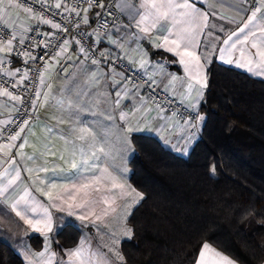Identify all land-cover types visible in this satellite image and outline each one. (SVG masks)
<instances>
[{
  "label": "crops",
  "instance_id": "obj_1",
  "mask_svg": "<svg viewBox=\"0 0 264 264\" xmlns=\"http://www.w3.org/2000/svg\"><path fill=\"white\" fill-rule=\"evenodd\" d=\"M56 2L57 0H46L51 6ZM124 2L125 0H114L119 18L104 34L96 30V18L87 14L88 23L83 24V28L91 36L98 51L119 56L133 68L142 70L157 88L190 109L198 111L207 86L200 89L202 95L198 96L196 89L199 85L196 84L194 66H189L191 71H186L185 65L180 62V56L175 54L177 51H183V46L177 50L170 42L165 44L163 37L168 35L166 31L152 29L148 33L142 32L136 26L139 15H135L133 11L142 12L141 0H127L131 7L122 8ZM191 2L198 10L208 15V27L202 32L197 31L193 44V50L201 57L203 65L201 74L206 77V84L208 69L213 61L264 81V68L259 67L260 58L255 55L256 49H251L250 44L242 58L244 66L227 62L230 58L241 59L239 46L237 50L231 52H220L221 47H230L223 44L224 39L232 31L243 27L244 22L251 16L247 12L246 0H191ZM262 4L264 0H259V7ZM64 7L62 4L60 9L64 10ZM180 11L182 10H177L178 13ZM257 17H264V7H261ZM176 19L181 23L175 24L170 39L176 38L177 31L190 27L187 18L177 15ZM230 19H234L236 23L229 22ZM0 23L10 36L13 28L17 33L24 35V29L30 30L34 25H41L48 33L52 31V27L41 23L38 16L24 13L16 7H8V0H3ZM173 23L168 22L164 26L166 29L171 28ZM260 27H264V21H259L258 27L253 29L258 36ZM217 35L221 36L219 40L216 38ZM168 48L173 50L169 51ZM248 49H251L250 52ZM8 58L9 55L5 57ZM248 58H252L253 61L252 71L247 65ZM16 65L10 71H15ZM29 68L30 66L26 65L23 72ZM23 72L11 78L17 80ZM116 81L120 83L117 84ZM190 84L193 85L191 91ZM125 88L127 92L124 91ZM38 91L42 95L36 106H33L32 120L10 153L15 163H8L7 158L0 154V189H3L19 172L16 183L7 192H0V242L10 246L23 264H121L119 244L131 238L126 234L127 229H130L126 221L142 199L134 203V194L121 199L120 189L108 192L107 188L111 186L109 181H104L106 188L92 194L91 199L94 203L88 204L87 207L70 209L67 203L55 199L57 194L64 193L65 188L71 192L73 184L78 185L82 182V176L93 175L92 172L77 173L71 169L73 159L80 157L78 154L73 157L72 146L66 145L64 138L72 140L77 145V152L81 147L89 154L96 151L100 159L95 161L97 165L95 175L100 174V169L106 168L108 173L117 177L129 190L134 189L129 182L128 166L134 153L132 135L152 136L175 154L179 155V152H182L184 154L180 155L182 157L188 154L197 138L190 134V124L187 120H177L166 114L153 105L141 89L124 84L117 73L88 62L84 54L72 43L68 44L67 52L48 64L44 81ZM117 92H121L119 105L116 104ZM44 93L49 94L48 103L41 107L45 100ZM76 97H79L82 107L78 108L77 115L70 116L66 111L67 103L69 99ZM61 98L65 100L63 108L56 104ZM14 111L15 102L0 96V132L6 125L4 121L8 120ZM122 115L124 119H121ZM129 127H134L135 130L128 132ZM47 128H51L52 132H47ZM80 128H88L91 133L87 143L77 139ZM24 138L28 139L29 144L22 150L24 153L22 157L17 155V152ZM89 145L92 147L89 148ZM101 148L103 153L99 151ZM27 156H34L35 160L28 161ZM39 168L46 171H36ZM28 169L33 171L29 172ZM49 191L52 192L53 199L45 195ZM21 197H24V200L16 205V211H20L27 219L35 222L43 219L44 210L47 209L52 218V231H36L16 215L13 204ZM105 197L114 198L115 204L105 203ZM63 199H68L67 194L63 195ZM112 207L115 208L114 212L109 210ZM106 210L108 215H104ZM81 216L87 218L80 219ZM67 225H73L79 230V241L73 248L60 249L56 243V234ZM30 236H39L41 239L42 245L39 250H34L29 244ZM204 244L201 245L194 264H197ZM210 247L218 251L213 246ZM76 249H79V252L75 256H69V252ZM115 250H118L119 256ZM40 253L43 255H39ZM233 264L238 263L233 261Z\"/></svg>",
  "mask_w": 264,
  "mask_h": 264
},
{
  "label": "trees",
  "instance_id": "obj_2",
  "mask_svg": "<svg viewBox=\"0 0 264 264\" xmlns=\"http://www.w3.org/2000/svg\"><path fill=\"white\" fill-rule=\"evenodd\" d=\"M200 137L185 157L131 136L129 182L142 200L127 218L121 264H194L208 243L238 264H264V81L213 61L199 107ZM73 225L56 234L78 244ZM34 250L39 236H30ZM0 264H23L0 242Z\"/></svg>",
  "mask_w": 264,
  "mask_h": 264
},
{
  "label": "snow or ice",
  "instance_id": "obj_3",
  "mask_svg": "<svg viewBox=\"0 0 264 264\" xmlns=\"http://www.w3.org/2000/svg\"><path fill=\"white\" fill-rule=\"evenodd\" d=\"M42 3L46 2V0H41ZM88 7L80 9L79 7H71V6H65L64 10L68 12H74L76 15H80V12L83 11L85 13L84 17L82 18L83 23H88L87 13L89 10L94 6L93 0H87ZM3 7V0H0V9ZM8 7H16L18 9H21L24 13L27 14H33V9L30 6H26L23 2H17V0H8ZM55 8L60 9L62 7L61 0H57V2L54 5ZM103 7V5H101ZM124 7H131L127 0L122 5V8ZM261 7H264V4L261 5ZM261 7H256L255 10L252 12L251 16L247 19V21L244 22L243 27H239L238 30L232 31L226 39H224L223 44L225 46H230L229 48L221 47L220 52L225 53L226 51L231 52L234 50H237L239 46V50L241 52V59L232 60L231 58L227 61L229 63L235 62L238 66H244L242 63V58L245 56V49L250 44L251 49H256L255 55L260 58V65L259 67L264 68V27L259 28L260 35H257L256 31H253V29L258 27L259 21H264V17H257V13L261 12ZM140 9H142V12H136L135 15H139V19L136 21V26L140 28L142 32L148 33L152 29H157L161 32H167L168 35H165L163 37L165 44L171 43L175 46V49L179 50L183 46V51H177L175 54L180 56V62L181 64H184L186 67V71H191L189 66H194L195 68V79L196 84L199 85V88L196 89L197 95H202V92L200 89H203L207 86L206 84V77H204L201 74V69L203 68V65L201 64V57L197 55V53L193 50V44L195 41V36L197 31L202 32L204 28L208 27V15L204 12H201L198 10L195 5L191 2V0H141L140 3ZM180 9L179 13L177 10ZM177 15L181 16L182 18H187V22L190 25V27L181 29L180 31H177L175 33V39H170V37L173 35V29L175 28V24L181 23L180 20H177ZM135 18V16H133ZM223 18V17H221ZM40 19V22L43 24L50 25L53 29H60L63 31H66L67 29H62L61 25L59 23H53L51 20L48 19H42V17H38ZM168 22H174L173 27L171 28H165V24ZM231 23H236L234 19H230ZM214 27V26H213ZM28 31L27 28L24 29V32L26 33ZM221 31H223V28H221ZM47 36H52V33L46 34ZM235 38V39H234ZM18 39L19 45H23L25 42V36L17 33L15 29L13 28V32L10 39H7L6 41L3 40L2 37H0V65L10 63L9 60L5 59L6 56L15 54L17 56H23L25 58V64H27L28 60L35 61L37 58L33 56L30 52L23 50L21 48H18L14 46V41ZM44 47L48 46V42L42 41L41 42ZM79 43V41H77ZM68 44L69 42L67 40L64 41L63 45L60 48V51L56 53V57L53 59L59 58L63 53L67 52L68 50ZM158 46H164V45H158ZM251 49H248L250 52ZM167 50L172 51V48H168ZM80 53L84 54L87 58L88 53L86 52L85 48L81 47L79 49ZM47 55V54H46ZM103 55V53H102ZM40 59H44L43 57H40ZM93 64H98V60H93ZM253 61L252 58L247 59V65L249 66V70L252 71V65ZM45 66L47 68V61H45ZM143 66V65H142ZM20 69H16L15 71H10L7 68L0 69V74L7 76V77H16L17 74L20 73ZM29 77L28 71H24L22 74H20V78L15 81V83H12V88H18L19 86H22L24 81H26ZM41 83L44 81V72L40 73ZM125 78L121 76V80H124ZM117 84L120 83V81H116ZM50 87V86H49ZM193 90V85H189V91ZM125 92H127V88L124 89ZM41 93L37 90L36 91V99L32 100L31 103L33 106H36L37 101L41 97ZM45 97L44 102L40 105L41 107L44 106V104L48 103V93L43 94ZM118 99L116 101V104H120L121 92L116 93ZM0 96L7 97L9 100L16 102L17 104H22L23 100L20 95L14 94L12 91H9V89L6 86L0 85ZM65 100L64 98H61L60 100L56 101V104L58 107L63 108L64 107ZM82 107V105L79 102V97H76L74 99H69L67 103V109L70 116H74L78 114V108ZM17 113L21 116L27 115V113L20 112L19 109L16 110ZM31 117L28 116V118L22 119L19 124H17V127L19 128V131H16L15 134H9L7 137L8 143L0 144V154L5 156L7 158V162L10 164H14L13 158L10 156V153L12 149L15 147V142L18 139H21V134L25 132L26 127L30 124ZM121 119H124V116H121ZM5 124L15 123L14 120H6L4 121ZM187 123V122H185ZM134 127H129L127 129L128 132L134 131ZM47 132L51 133L52 129L47 128ZM75 132L76 130L73 129ZM79 135L77 136V139L87 143V138L91 133L89 132L88 128H80ZM2 135V133H0ZM65 143L70 144L72 146V155L73 157L79 155V159H73L71 163V169L75 170L77 173H80L82 171L85 172H92L93 175L91 177L88 176H82L81 181L78 185L73 184L72 190L69 192L68 188L64 189L63 194H57L55 199L62 200L63 203H67L68 207L70 209L72 208H83L87 207L88 204L94 203V201L91 199L92 194L94 192L98 193L101 191V189L106 188L104 181L110 182V188H107L108 192H111L112 189H120V198L122 199L124 196L132 195L134 194V203L138 202L139 199H142L143 196L140 192H137L135 189H128L124 184L120 183L117 177L111 175L108 173V170L106 168L100 169V174L95 175V171L97 169V165L95 164V161L100 159V156L97 155L96 151H91L90 154L87 150H85L83 147L79 149V152H77V145L70 139L64 138ZM29 144V141L27 138H24V142L19 145V151L17 152V155L24 156L23 149L25 146ZM47 147V146H46ZM92 146L89 145V148ZM101 153H103V149H99ZM63 159V156L61 157ZM26 159L28 161H34V156H27ZM90 161L92 163H90ZM7 171V170H6ZM29 172H32L33 169H28ZM36 171H46L44 168H39ZM39 178V177H37ZM19 179V172H17V175L10 179L8 181V184L3 188L0 189V192H7L8 189L16 183V181ZM43 182V181H41ZM52 187L54 188L55 185L53 184ZM67 194L68 199L64 200L63 195ZM49 197V199H53L52 192L49 191L48 193H45ZM21 200H24V197H21L20 200L16 201L15 204H13V210L16 211V205L20 203ZM69 201H72V203H69ZM104 202L110 205L115 204V199L110 197H105ZM54 206H56L54 204ZM62 210V209H61ZM110 211L114 212L115 208L112 207L109 209ZM35 211V210H33ZM16 215L20 216L21 219L25 220V223L31 225L33 229L36 231H52V218L51 215L48 214L47 209L44 210V217L42 220H36L35 222L31 219H27L25 216L22 215L20 211H16ZM104 215H108V210L104 212ZM87 217L81 216L80 219H86ZM99 218V217H98ZM128 236H131L132 230L127 229ZM116 254L119 256L118 250H115ZM79 252V249L72 250L69 252V256H75ZM39 255H43V253H40ZM121 260H123L122 256H119ZM197 264H233V261L230 260L228 257L222 255L220 252L215 251L210 247L209 244L205 243L200 251L199 259L197 261Z\"/></svg>",
  "mask_w": 264,
  "mask_h": 264
},
{
  "label": "built area",
  "instance_id": "obj_4",
  "mask_svg": "<svg viewBox=\"0 0 264 264\" xmlns=\"http://www.w3.org/2000/svg\"><path fill=\"white\" fill-rule=\"evenodd\" d=\"M17 2H23L26 6H30L33 9V14L42 17V19L51 20L53 23H59L62 29H53L49 33L52 36H47L48 32L43 29L41 25H34L28 30L25 36V42L23 45H19L18 39L14 41V46L30 52L37 59L35 61L28 60L25 64V58L23 56H17L15 54L9 55L7 60L10 63L0 65V69L7 68L10 70L17 64L16 69H20V73L26 68V65L30 66L28 73L29 77L24 81L22 86L18 88H12V83H15L16 78H10L0 74V85L6 86L9 91H12L16 95H20L23 103L17 104L15 102V111L9 117L8 120H14L15 123L6 124L0 133V144L8 143L7 137L9 134H15L19 131L17 124L22 119L33 117V105L32 100L36 98V91L39 90L41 79L40 73L46 71L45 61L48 64L54 60L56 53L60 51L64 41L74 44L78 49L85 48L88 53L86 60L93 64V60H98L100 65L110 71L117 73L120 77L125 79L122 82L128 86L141 89L146 97L157 108L163 110L166 114L174 117L177 120H187L190 124V134L200 137V112L190 109L184 103H181L171 97L165 91L157 88L146 76V74L140 70L130 66L124 59L111 53H103L98 51L96 44L92 40L91 36L83 28V20L85 13L80 12V15H76L74 12H68L65 10L57 9L48 3H42L41 0H17ZM64 6L79 7L80 9L88 7L87 0H62ZM93 7L89 10V14L92 18H96L95 28L99 33H106L111 24L119 18V11L114 5V0H93ZM103 5V7H101ZM256 7H259V0H246L247 12L252 14ZM0 37L3 40L10 39L11 36L7 29L0 23ZM42 41L48 42V46L44 47ZM79 41V43H77ZM47 54V55H46ZM43 57L44 59H40ZM17 109L20 112L27 113L25 116L19 115Z\"/></svg>",
  "mask_w": 264,
  "mask_h": 264
},
{
  "label": "rangeland",
  "instance_id": "obj_5",
  "mask_svg": "<svg viewBox=\"0 0 264 264\" xmlns=\"http://www.w3.org/2000/svg\"><path fill=\"white\" fill-rule=\"evenodd\" d=\"M220 37H221V36H218V35H217V37H216V38L219 40V39H220ZM196 138H197V137H196ZM179 155H184V154H182V152H179Z\"/></svg>",
  "mask_w": 264,
  "mask_h": 264
}]
</instances>
